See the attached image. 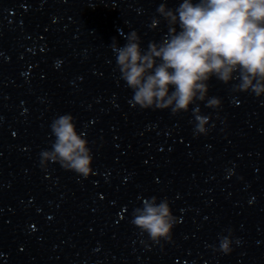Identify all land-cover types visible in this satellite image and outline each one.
I'll return each mask as SVG.
<instances>
[{
  "label": "clouds",
  "instance_id": "clouds-1",
  "mask_svg": "<svg viewBox=\"0 0 264 264\" xmlns=\"http://www.w3.org/2000/svg\"><path fill=\"white\" fill-rule=\"evenodd\" d=\"M156 11L168 26L160 42H149L143 49L140 35L133 30L123 46L115 39L110 45L120 77L133 91L134 105L170 109L173 115L189 111L197 101L218 109L221 99L208 96L213 77L226 85L238 81L234 92L264 95V0H182L175 9L161 3ZM159 22L154 18L151 26L155 28ZM192 114L194 133L207 135L210 117L202 115L198 105ZM50 129L55 139L51 149L41 152V166L58 163L87 178L92 173L93 155L88 140L77 131L75 117L59 115ZM132 223L152 243L160 244L161 240L171 242L178 220L167 199L157 203L153 196L133 210ZM228 231L215 251H233Z\"/></svg>",
  "mask_w": 264,
  "mask_h": 264
}]
</instances>
